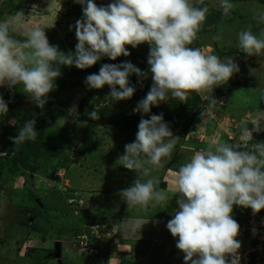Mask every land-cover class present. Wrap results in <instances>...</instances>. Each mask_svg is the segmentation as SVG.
I'll return each instance as SVG.
<instances>
[{
	"label": "clouds",
	"instance_id": "9594fccd",
	"mask_svg": "<svg viewBox=\"0 0 264 264\" xmlns=\"http://www.w3.org/2000/svg\"><path fill=\"white\" fill-rule=\"evenodd\" d=\"M77 2L82 5V17L74 26L78 41L74 54H65L58 46L50 45L45 28L30 26L22 11L0 20V86L11 89L22 85L23 92L43 109L55 88V79L61 76L60 65L83 70L105 56L111 60L129 56L126 45L135 48L147 43L153 83L134 112L149 113L151 106L169 97L186 101L191 92L205 96L209 112L222 103L212 95L214 88L226 84L240 69L233 57L221 59L190 46L209 13L203 0L198 4L192 0H112L100 6L94 0ZM234 7L231 0H220L218 5L226 17ZM253 19L264 24V11ZM15 32L24 39L17 38ZM212 39L219 41L222 36L218 33ZM237 40L239 49L248 56L264 53V31L258 36L249 27L238 32ZM132 74L141 80L147 78V73L131 62L103 64L98 73L86 76L85 84L90 89L108 85L111 100L121 101L130 99L136 90L129 83ZM7 112L8 105L0 96V116ZM88 115L99 119L96 109ZM262 121L264 110L255 108L249 121L240 126L235 142L210 143L172 172L179 210L166 227L173 237H178L176 248L184 253V264H239V254L244 251L238 253V222L244 223L247 208L254 214L264 209V141L252 143L254 132H264ZM11 124L15 126L17 121ZM35 124V119L25 121L16 136L9 137L13 145L35 140ZM178 139L164 122L163 113L149 119L141 117L134 142L126 144L124 154L118 157L121 166L137 173L132 184L119 191L128 208L147 209L150 204L155 207L168 201L167 192L159 188V178L151 173L164 166L163 158L171 157ZM237 206L246 208L242 218L237 216ZM143 224L136 219L129 226L130 234L138 237ZM90 228L94 234L100 231L97 225ZM243 235L248 238L247 232ZM249 240L250 247H254L255 239ZM76 252L92 255L79 252L78 247ZM94 254H99L93 258L94 264H111L108 261L114 257L110 252L103 262L96 263L103 257L97 250Z\"/></svg>",
	"mask_w": 264,
	"mask_h": 264
},
{
	"label": "rangeland",
	"instance_id": "374dc122",
	"mask_svg": "<svg viewBox=\"0 0 264 264\" xmlns=\"http://www.w3.org/2000/svg\"><path fill=\"white\" fill-rule=\"evenodd\" d=\"M94 2L100 6L112 0ZM192 2L198 4L199 0ZM219 2L203 0V4L209 7V13L198 38L190 46L216 54L221 59H241L239 72L231 78L235 86L221 92L214 88L212 95L222 103L210 112L206 110L207 100L203 94L191 92L183 102L172 98L181 105L186 104L187 115L182 125L190 123L184 133L179 130L172 132L179 139L171 157L163 158L164 166L154 168L151 173L159 181L167 168L178 170L189 160L188 153H195L188 150L189 145L194 144L197 152L203 150L202 146L206 143L207 147L217 140L233 143L240 126L249 121L251 112L255 108L264 110V53L248 56L239 49L237 40L238 32L249 27L258 36L264 31V24L253 19L255 14L264 11V0H231L235 7L227 17L218 9ZM17 11L24 13L30 26L45 28L50 45L58 46L65 54L75 53L78 41L74 26L82 17V5L77 0H0V20L7 19ZM218 33L222 39L213 40L212 37ZM13 34L24 39L19 32ZM125 47L129 56L121 55L116 60L105 56L87 70L89 74L98 73L103 64L127 61L146 72L147 78L142 80L135 74L129 76L130 85L136 89L130 99L112 101L108 96V85L101 89H90L85 84L86 77L72 83L68 91L70 87L67 81L77 70L74 65L59 66L61 76L55 79V88L48 94L43 109L23 92L22 85L11 88L20 103L30 102L31 106L20 105L13 113L0 116V126H6L4 133L14 137L25 121L35 119L37 136L35 140L20 145H13L10 139L5 145L0 144V264H94L93 258L76 252L73 236L77 227L84 226L86 216L96 217V229L102 231V236L107 240L116 236L118 230L114 225L119 220V212L123 214V208L113 212L110 210L119 201L122 183L127 179L132 183L137 178L135 171L119 164L118 157L124 154L126 144L134 142L138 130L80 122L78 107L82 98L94 94L85 102L88 110L107 106L109 112L119 109L128 115H153L133 111L136 108L133 100L145 98L153 83L147 63L149 45L143 43L135 48L130 45ZM145 85L148 90L143 88ZM8 89L7 86H0V96ZM165 104L166 101H163ZM143 118H146L145 115ZM12 120L17 121L15 126L11 124ZM261 123L264 124V121ZM261 141H264V132H254L252 143ZM180 150L188 153L182 154ZM56 162L62 166L55 169ZM107 203L112 206L109 207ZM237 209L238 217L242 218L246 208L237 206ZM83 210L87 213H82ZM259 213V217L264 218V211ZM243 220L245 222L247 217L244 216ZM241 238L250 242L246 235ZM238 241L243 243L242 239ZM255 251L259 252V248ZM261 255L258 253V264H264V255ZM105 256L107 253H102L103 260L97 259L96 263L103 262ZM255 261L251 260L249 264Z\"/></svg>",
	"mask_w": 264,
	"mask_h": 264
},
{
	"label": "crops",
	"instance_id": "0c3cea01",
	"mask_svg": "<svg viewBox=\"0 0 264 264\" xmlns=\"http://www.w3.org/2000/svg\"><path fill=\"white\" fill-rule=\"evenodd\" d=\"M206 144L202 146V149L206 148ZM189 146V151L196 152L194 144ZM180 151L182 154L188 153V151ZM176 153L177 151L174 152V154ZM193 154L188 153L189 160ZM175 170L167 168L161 175L159 188L168 194V201L164 204L155 207L150 204L147 209L139 207L128 208L118 193L119 201L114 204V208L110 211L113 212L123 208V214L119 212V220L114 225L118 231L116 236L112 238V242H110L109 250L114 255L111 258V264H184V253L176 248L178 237H173L166 227L168 221L179 210L176 202L178 194H174V180L172 178V172ZM129 181L128 179L124 181L120 190L129 187L132 184ZM110 195L111 192L107 195V200ZM107 204L109 207L112 206L109 203ZM243 214L245 215V210ZM136 219H140L141 222L145 223L137 233L139 238L129 232V226ZM236 239L243 240L238 253L250 249L249 241L243 238Z\"/></svg>",
	"mask_w": 264,
	"mask_h": 264
},
{
	"label": "trees",
	"instance_id": "16d2710c",
	"mask_svg": "<svg viewBox=\"0 0 264 264\" xmlns=\"http://www.w3.org/2000/svg\"><path fill=\"white\" fill-rule=\"evenodd\" d=\"M232 78V77H231ZM229 79V81L221 86L217 87V92H221L224 90L229 89L231 86H235V82L232 81V79ZM68 89V91L71 90ZM145 90H148V87L145 85L143 86ZM64 90V88H63ZM12 89H8L5 91V93L2 95L3 99L8 105V112L13 113L20 105V99L18 96H15L12 92ZM146 94V93H145ZM94 94H89L85 96L84 98L81 99V103L79 104V115H78V120L80 122H85V123H97V124H106V125H113L116 126L120 129H127V130H138V124L143 115H145L146 118L144 119H149L150 117L147 116V114H138V113H132V114H127L125 111H120L119 109L112 110L109 112L108 107H102L99 109H96L99 114V119L93 120L89 117L88 113H90L94 108H90L89 110L85 108V102H87L88 99L93 98ZM135 105L137 106V103L139 102L138 99L133 100ZM173 106H176L175 109H173ZM153 115L154 114H160L163 113V120L164 122H167L169 125V128L172 132L179 130L182 131L183 133L187 130V127L190 122L185 123L182 125V121L184 120L185 116L187 115V106L186 104H179V101L177 99H172L170 98L169 102L166 100V104L163 105V101L159 103L158 106H151L150 112ZM2 129L0 133V144H6L7 141H9V137L4 133L6 130V126H0ZM51 160V157L49 158ZM54 161V160H53ZM55 169L57 166L61 167L62 165L59 162L54 163ZM59 169V168H58ZM55 180H58V177H55ZM84 211V210H83ZM82 213H87L83 212ZM235 211L233 209L232 214H234ZM96 217H84L83 225L81 227H77L78 229L73 233L74 237L77 236H85L86 243L88 246L93 248L94 250H97L101 253L100 256L107 253V255L111 252L110 246L112 242L111 239H106V237L102 236V231H99L97 234H94L93 230L90 228L91 226L97 225V221L95 219ZM111 240V241H110ZM81 242V241H80ZM254 245L255 242H252ZM76 248L79 247V240L75 242ZM109 247V248H108ZM90 257H99V254H92Z\"/></svg>",
	"mask_w": 264,
	"mask_h": 264
},
{
	"label": "built area",
	"instance_id": "2783aa9c",
	"mask_svg": "<svg viewBox=\"0 0 264 264\" xmlns=\"http://www.w3.org/2000/svg\"><path fill=\"white\" fill-rule=\"evenodd\" d=\"M69 202H72V200H69ZM260 211L262 212L264 211V209ZM260 215L261 214L259 212L254 214L250 208H247V221H245L244 223L238 222L240 226L238 235L242 236L244 232H247L248 239L252 240V238H254L257 242L254 247H251L249 250H246L243 253L239 254V264H249L251 260V254H255L253 256V260L255 259V264H258V253L262 254L261 256L264 255V218L262 216L259 217ZM258 219L260 220L259 222H257ZM77 239L79 240V252H88L89 254L95 253V250L87 245L84 235L78 236ZM258 248L259 252L255 251V249Z\"/></svg>",
	"mask_w": 264,
	"mask_h": 264
},
{
	"label": "water",
	"instance_id": "95a60500",
	"mask_svg": "<svg viewBox=\"0 0 264 264\" xmlns=\"http://www.w3.org/2000/svg\"><path fill=\"white\" fill-rule=\"evenodd\" d=\"M235 62L237 63H241L242 60L241 59H238V58H235L234 59ZM89 72L86 69H77L68 79L67 81V86L70 87L72 83H74L75 81L79 80L80 78H83V77H86L88 76ZM22 106H25L27 108H29L31 106V103L30 102H26V103H21ZM37 203V202H36ZM40 206V205H39ZM57 247V245H56Z\"/></svg>",
	"mask_w": 264,
	"mask_h": 264
},
{
	"label": "bare ground",
	"instance_id": "6f19581e",
	"mask_svg": "<svg viewBox=\"0 0 264 264\" xmlns=\"http://www.w3.org/2000/svg\"><path fill=\"white\" fill-rule=\"evenodd\" d=\"M45 3V2H44Z\"/></svg>",
	"mask_w": 264,
	"mask_h": 264
}]
</instances>
